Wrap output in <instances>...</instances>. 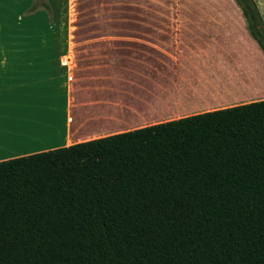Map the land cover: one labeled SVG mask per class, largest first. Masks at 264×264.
<instances>
[{
  "label": "trees",
  "instance_id": "1",
  "mask_svg": "<svg viewBox=\"0 0 264 264\" xmlns=\"http://www.w3.org/2000/svg\"><path fill=\"white\" fill-rule=\"evenodd\" d=\"M0 264H264V100L0 162Z\"/></svg>",
  "mask_w": 264,
  "mask_h": 264
},
{
  "label": "crops",
  "instance_id": "2",
  "mask_svg": "<svg viewBox=\"0 0 264 264\" xmlns=\"http://www.w3.org/2000/svg\"><path fill=\"white\" fill-rule=\"evenodd\" d=\"M203 26L191 33L196 40L159 43L158 86L141 81L137 58L117 52L110 37L77 51H0V162L264 100L256 88L264 59L247 66L230 50L246 38L259 47L246 22Z\"/></svg>",
  "mask_w": 264,
  "mask_h": 264
},
{
  "label": "rangeland",
  "instance_id": "3",
  "mask_svg": "<svg viewBox=\"0 0 264 264\" xmlns=\"http://www.w3.org/2000/svg\"><path fill=\"white\" fill-rule=\"evenodd\" d=\"M256 1L264 14V0ZM31 2L32 0L3 2L0 51H65L69 47L77 51L93 45L95 40L92 39L110 37L117 52H125L137 58L133 61L141 66V81L144 79L151 83L154 80L156 85L159 83V43H164L171 37L184 41L196 40L191 33L204 30L205 23L227 20L246 22L236 0ZM228 28L239 27L233 24ZM240 36L244 39L243 35ZM231 46L230 50L233 48L238 53L243 52V62L247 66L251 63L250 59H264L262 50L247 38L241 45L235 43ZM256 88L258 93L263 92L264 80Z\"/></svg>",
  "mask_w": 264,
  "mask_h": 264
},
{
  "label": "snow or ice",
  "instance_id": "4",
  "mask_svg": "<svg viewBox=\"0 0 264 264\" xmlns=\"http://www.w3.org/2000/svg\"><path fill=\"white\" fill-rule=\"evenodd\" d=\"M3 2H5V0H0V16H2ZM2 135H3V100H2V96H0V140H2Z\"/></svg>",
  "mask_w": 264,
  "mask_h": 264
}]
</instances>
